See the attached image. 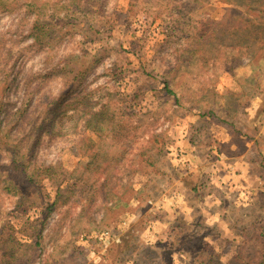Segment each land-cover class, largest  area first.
<instances>
[{
	"label": "rangeland",
	"instance_id": "374dc122",
	"mask_svg": "<svg viewBox=\"0 0 264 264\" xmlns=\"http://www.w3.org/2000/svg\"><path fill=\"white\" fill-rule=\"evenodd\" d=\"M8 112L0 264H264V0H0Z\"/></svg>",
	"mask_w": 264,
	"mask_h": 264
},
{
	"label": "crops",
	"instance_id": "0c3cea01",
	"mask_svg": "<svg viewBox=\"0 0 264 264\" xmlns=\"http://www.w3.org/2000/svg\"><path fill=\"white\" fill-rule=\"evenodd\" d=\"M231 135V134H230ZM225 141H227L228 143V145H231V146H237L236 144H235V142L233 141V137L231 136V137H229L228 136V139H225ZM247 143H249V142H247ZM245 146H248V144H245ZM238 147V146H237ZM225 158V164L228 166V167H230L231 168V170H236V172H240V173H238V174H242L243 173V171L241 170V171H238L239 169H238V165H239V163H243V162H240V161H244L245 159L243 158L242 160H238L237 158L238 157H230V156H227V157H223V158H219L218 159V161H221V160H223ZM244 162H246V161H244ZM236 168V169H235ZM225 172H227V171H225ZM229 174V178L227 179V177H225V180H227L229 183H230V186H228V187H225V192H229V191H231V190H237V188H238V186H232L233 184H232V181L233 182H236V180H235V177H237V175L236 174H233L232 173V171L231 172H229L228 173ZM215 177V176H214ZM216 179H217V177H215ZM218 180V179H217ZM237 185V184H236ZM227 188V189H226ZM222 190V189H221ZM227 190H229V191H227ZM222 219H223V216H221V215H215L214 214V212H211L210 213V216L207 214L206 216H205V219L204 220H206V224L207 225H209V220H212V223L213 224H219V222H221L222 221Z\"/></svg>",
	"mask_w": 264,
	"mask_h": 264
},
{
	"label": "trees",
	"instance_id": "16d2710c",
	"mask_svg": "<svg viewBox=\"0 0 264 264\" xmlns=\"http://www.w3.org/2000/svg\"><path fill=\"white\" fill-rule=\"evenodd\" d=\"M45 7H46V6H43V8H45ZM71 72H74V71L72 70ZM67 83L69 84V81H68ZM166 83H167V85H166V88H167V89H166V90H168L169 92H173V91H171V90L169 89V84H168V82H166ZM19 113H23L22 116L25 117V121L29 119V116H30V115H29L27 109H24V105H23V107L19 110ZM17 114H18V113L12 114V113H9V112H8L7 114L4 115V117L6 118V121L3 120V123L0 122V132H1V133L6 132V131H3V130H4V126H3V125H6L7 127H8L9 125H11L12 127H15V126L17 125V120H15V118H14ZM28 115H29V116H28ZM27 116H28V117H27ZM46 118H47V117H46ZM46 118L42 121L41 125H40L39 127H37V129H36V131H35V133H36V137H37V138L41 135V132L46 128V127H45V124H46L45 120H46ZM8 137H9V135L6 134L4 137L1 136L0 139L8 138ZM4 145L7 146V151H11V150H13V147H10V146H9V142H8V141L5 142ZM8 146H9V147H8ZM15 152H16V151L13 150V154H14ZM53 204H55V203H53ZM263 259H264V254H263Z\"/></svg>",
	"mask_w": 264,
	"mask_h": 264
}]
</instances>
